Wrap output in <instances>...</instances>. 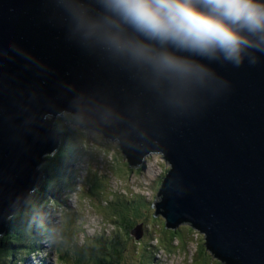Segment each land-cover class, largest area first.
Returning a JSON list of instances; mask_svg holds the SVG:
<instances>
[{"label":"water","instance_id":"water-1","mask_svg":"<svg viewBox=\"0 0 264 264\" xmlns=\"http://www.w3.org/2000/svg\"><path fill=\"white\" fill-rule=\"evenodd\" d=\"M66 113L115 141L144 181L146 158L167 161L153 203L167 227L200 232L216 261L264 264V40L237 65L151 40L106 0H0V236Z\"/></svg>","mask_w":264,"mask_h":264},{"label":"rangeland","instance_id":"rangeland-1","mask_svg":"<svg viewBox=\"0 0 264 264\" xmlns=\"http://www.w3.org/2000/svg\"><path fill=\"white\" fill-rule=\"evenodd\" d=\"M63 120L71 125L80 143L79 149L68 154L78 175L61 191L49 189L59 193L46 198L50 201L46 207L53 221L51 229L46 238L37 241L36 249L42 252L35 254V250L27 259L38 264H97L95 258L89 259L91 253H97L94 247L100 245V238L107 245L104 257L112 256L119 264L142 263L134 256H138L135 249L141 257L153 259L152 264H224L207 250L200 232L179 224L180 229L190 232L178 231L172 239L163 216L154 215L160 179L169 167L165 159L146 158L144 181L142 169L129 165L115 141L86 130L80 118ZM56 176L63 185L68 175L62 169ZM33 207L34 202L26 200L23 211ZM139 224L145 229L143 239L132 233Z\"/></svg>","mask_w":264,"mask_h":264},{"label":"clouds","instance_id":"clouds-1","mask_svg":"<svg viewBox=\"0 0 264 264\" xmlns=\"http://www.w3.org/2000/svg\"><path fill=\"white\" fill-rule=\"evenodd\" d=\"M106 5L151 40L183 49L219 52L237 65L245 46L253 47L256 41L264 40V3L259 0H106ZM136 50L144 52L148 46L139 44ZM159 60L169 67L180 63L166 52ZM27 263L38 264L29 259Z\"/></svg>","mask_w":264,"mask_h":264},{"label":"trees","instance_id":"trees-1","mask_svg":"<svg viewBox=\"0 0 264 264\" xmlns=\"http://www.w3.org/2000/svg\"><path fill=\"white\" fill-rule=\"evenodd\" d=\"M64 117L69 118L70 115L66 113ZM52 126L54 127L55 133L58 135V146L53 154L43 157V162L40 165L41 179L36 184L35 188L29 192L26 199L34 202L33 209L23 211V203L16 213L9 218L6 231L0 236V264H28L26 258L28 254L35 250H37L35 254L41 252L39 251L40 248L36 249L37 241H39L41 237H47L46 235L49 229H51L50 226L53 222L48 218L46 206L50 204V201L46 200V198L51 196V194H59L53 193L49 189L54 187L56 191H61L66 184L74 183L78 175V171L71 166L74 160L70 159L68 155L70 152L80 148L76 133H73L71 125L67 123V121L65 122L60 115L53 120ZM61 168L68 175L63 185H61V181L63 180H59L56 176L61 173ZM124 219L127 218L124 217ZM166 228L171 230L172 239L175 238L174 236L178 231L190 232L188 229H186V231L180 229L178 225ZM143 230L145 229H142V239L144 234ZM158 239L155 238L156 241H158ZM99 241L100 245L94 247L97 248V253H91L89 261L91 262L93 257L96 259L95 261L97 264H116L118 261L114 262L112 256L104 257L107 245L104 239L100 240L99 238ZM138 242L136 243L141 244L140 240ZM177 242L180 241L178 240ZM79 252L83 254L82 249H80ZM135 253H137L138 256H134L140 257L142 260V263L139 264H152L154 261L153 259L150 261L147 256L142 255L143 257H141L139 250L135 249ZM83 259L85 260V257H83ZM125 261H127V259H125ZM117 264H119V262Z\"/></svg>","mask_w":264,"mask_h":264},{"label":"bare ground","instance_id":"bare-ground-1","mask_svg":"<svg viewBox=\"0 0 264 264\" xmlns=\"http://www.w3.org/2000/svg\"><path fill=\"white\" fill-rule=\"evenodd\" d=\"M84 261V260H83Z\"/></svg>","mask_w":264,"mask_h":264}]
</instances>
